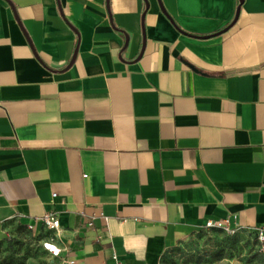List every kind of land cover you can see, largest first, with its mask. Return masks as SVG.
<instances>
[{"label":"crops","instance_id":"obj_1","mask_svg":"<svg viewBox=\"0 0 264 264\" xmlns=\"http://www.w3.org/2000/svg\"><path fill=\"white\" fill-rule=\"evenodd\" d=\"M46 212L77 264L264 226V0H0V227Z\"/></svg>","mask_w":264,"mask_h":264},{"label":"rangeland","instance_id":"obj_2","mask_svg":"<svg viewBox=\"0 0 264 264\" xmlns=\"http://www.w3.org/2000/svg\"><path fill=\"white\" fill-rule=\"evenodd\" d=\"M48 231L35 232L12 219L0 227V264H67L49 255ZM254 232L204 228L169 245L161 264H263Z\"/></svg>","mask_w":264,"mask_h":264},{"label":"built area","instance_id":"obj_3","mask_svg":"<svg viewBox=\"0 0 264 264\" xmlns=\"http://www.w3.org/2000/svg\"><path fill=\"white\" fill-rule=\"evenodd\" d=\"M55 193H52L54 195ZM42 225L45 227L47 231H51L52 234L49 236V255L50 257H59L63 262L67 264H77L76 261L71 258L67 257L65 254H62V248L55 242V238L59 236L61 227L58 221L57 216L53 212H46L41 217ZM28 229L32 230L33 224L30 222L26 223ZM204 228H222L227 232H233L236 229L231 227L228 223V219H221L218 221H213L208 219L204 223ZM256 240L259 244V249L263 255L264 260V226H260L253 229ZM264 264V261H263Z\"/></svg>","mask_w":264,"mask_h":264},{"label":"trees","instance_id":"obj_4","mask_svg":"<svg viewBox=\"0 0 264 264\" xmlns=\"http://www.w3.org/2000/svg\"><path fill=\"white\" fill-rule=\"evenodd\" d=\"M22 225H24L26 228H27V226H26V223H21ZM252 232H254L253 230H251ZM38 233V232H37ZM255 235V234H254Z\"/></svg>","mask_w":264,"mask_h":264},{"label":"water","instance_id":"obj_5","mask_svg":"<svg viewBox=\"0 0 264 264\" xmlns=\"http://www.w3.org/2000/svg\"><path fill=\"white\" fill-rule=\"evenodd\" d=\"M240 1V0H239ZM238 9L236 10V13H237Z\"/></svg>","mask_w":264,"mask_h":264}]
</instances>
